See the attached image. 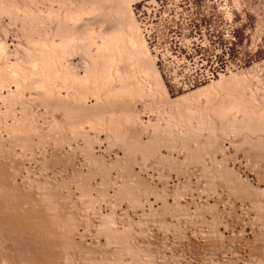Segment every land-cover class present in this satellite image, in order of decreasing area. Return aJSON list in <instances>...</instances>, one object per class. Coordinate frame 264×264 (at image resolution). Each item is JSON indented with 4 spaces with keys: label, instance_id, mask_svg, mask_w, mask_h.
<instances>
[{
    "label": "rangeland",
    "instance_id": "obj_1",
    "mask_svg": "<svg viewBox=\"0 0 264 264\" xmlns=\"http://www.w3.org/2000/svg\"><path fill=\"white\" fill-rule=\"evenodd\" d=\"M92 1L0 0V210L22 215L12 222L32 210L35 216L37 205L64 215L55 216L58 222L53 211L43 215L54 226L63 223L50 224L60 231L50 232L56 238L41 230L51 240L47 248L39 231H29L31 239L19 222L8 229L12 217L5 214V225L0 212V264H30L36 255L39 264L46 255L51 264H264V0H230L241 46L236 59L227 73L188 90L168 83L158 68L135 16L140 0L122 8L120 0H100L95 9ZM104 20L108 30L122 20L124 34L137 25L150 58L133 55L122 41V52L113 43L108 48ZM9 198L24 202L19 216L13 204L8 210Z\"/></svg>",
    "mask_w": 264,
    "mask_h": 264
},
{
    "label": "built area",
    "instance_id": "obj_2",
    "mask_svg": "<svg viewBox=\"0 0 264 264\" xmlns=\"http://www.w3.org/2000/svg\"><path fill=\"white\" fill-rule=\"evenodd\" d=\"M134 12L158 68L179 89L227 73L241 48L230 0H140Z\"/></svg>",
    "mask_w": 264,
    "mask_h": 264
},
{
    "label": "bare ground",
    "instance_id": "obj_3",
    "mask_svg": "<svg viewBox=\"0 0 264 264\" xmlns=\"http://www.w3.org/2000/svg\"><path fill=\"white\" fill-rule=\"evenodd\" d=\"M87 1H88V0H87ZM90 1H92V0H90ZM96 1H97V2H95L96 4L94 5V9H95V6L97 7V5H98V7H99V4H102V3L104 2V1H103L102 3H99V4H98V1L100 2V0H96ZM101 1H102V0H101ZM116 1H117V0H116ZM120 1H122V2H121L122 5H121L120 3H117V4H118V5H117L118 7H121V6L125 5L126 3H127V4L130 3L129 1H128V2H129V3H128L127 0H120ZM120 1H117V2H120ZM130 1H132V0H130ZM92 2L94 3V0H93ZM107 2H108V1H107ZM93 3L91 4L92 6H93ZM124 3H125V4H124ZM102 7H103V6H102ZM118 7H117V8H118ZM121 8H122V7H121ZM121 8H120V9H121ZM91 9H92V8H91ZM91 9H90V10H91ZM94 9H93V10H94ZM115 9H116V8H115ZM98 10H99V9H98ZM118 10H119V8H118ZM73 11H74V10H73ZM116 11H117V10H116ZM126 12H127V11H126ZM115 14H116V13H115ZM79 15H80V14H79ZM93 15H94V14H93ZM119 15H121V14H119ZM68 16H69V15H68ZM121 17H122V15H121ZM130 17H131V16H130ZM67 18H69V17H66V19H67ZM73 18H74V17H73ZM75 18H76V17H75ZM78 18H79V17H78ZM123 18H124V17H123ZM128 18H129V17H128ZM119 19H120V18H119ZM64 20H65V19H64ZM86 20H87V19H86ZM116 20H117V19H116ZM130 20H131V19H129L128 21L130 22ZM67 21L69 22L70 20H67ZM73 21H74V20H73ZM80 21H81V20H80ZM89 21H90V20H89ZM89 21H87V22H89ZM94 21H95V20H94ZM64 22H65V21H64ZM64 22H62V23H64ZM74 22H75V21H74ZM91 22H92V21H91ZM91 22H90V23H91ZM105 22H106V20H104V21L102 22V23H103L102 26H103V30H104L105 28H107V29H105V30H107V31L104 30L105 32H103V30H102L104 36H102V33H101V36L104 37V39L106 38V39H108V40L110 41L109 44L107 43V42H109V41L106 42V43L108 44V48H109V45L112 44V43H113V46H115V47L117 46V48H118L119 50H120L121 48L125 47L126 45H127V46L130 45L131 49H128V51L131 50L130 52H131L133 55H138V54H139L140 56H142V55L146 56V55L148 54L149 51H148V49H146V48H147V45H146V43L144 42V40H143V38H142V36H141V33L138 31L139 29H138L137 25H135V28H134L135 30H137V31H136L137 33H135V32L133 33V31H135V30L132 29L133 31L130 30V32H128L129 34H127V33L124 34V31H125L124 26H123V25H124V24H123L124 22H122V20L114 22V23H116V24H117V23L119 24V22H120L121 24H119L118 27H117L118 24H117V25L114 24V25H116V26H115L114 28H111L110 30H108L109 28H108L107 25L105 26V24H106ZM125 22H126V21H125ZM131 22H133V21H131ZM65 23H66V22H65ZM85 23H86V22H85ZM104 23H105V24H104ZM60 24H61V22H60ZM60 24H59V25H60ZM74 24H75V23H74ZM77 24H79V22H78ZM77 24H76V25H77ZM80 24H81V23H80ZM88 24H89V23H87V25H88ZM111 24H112V23H111ZM132 24H133V23H132ZM61 25H62V26H61L60 29H63L62 31L66 30V29H67V31H68V28H67V27H69V26H68L69 24H66L67 27H65V25H64V27H65L66 29H64L63 24H61ZM84 25H85V24H84ZM87 25H86V27H87ZM109 25H110V24H109ZM129 25H130V24H129ZM73 26H74V25H73ZM77 26H78V25H77ZM79 26H81V25H79ZM82 26H83V25H82ZM88 26H90V24H89ZM120 26H122V28L124 29V31H123V29H122ZM132 26H133V25H132ZM74 27H75V26H74ZM104 27H105V28H104ZM81 28H82V27H81ZM81 28H79V29H81ZM83 28H84V27H83ZM130 28H131V27H130ZM58 29H59V28H58ZM79 29H78V27H77V30H79ZM84 29H86V28H84ZM127 29H128V27H127ZM59 31L61 32V30H59ZM94 31H95V30H94ZM131 31H132V33H131ZM68 32H69V34H70V31H68ZM68 32H67V35L69 36ZM80 32H81V31H80ZM125 32H126V31H125ZM64 33L66 34V31H65ZM60 34H61V33H60ZM62 34H63V33H62ZM65 34H64V35H65ZM126 34H127V35H126ZM64 35H63V36H64ZM67 35H66V36H67ZM66 36H65V37H66ZM71 36L73 37V32H72ZM71 36H70V37H71ZM84 36H85V35H84ZM61 37H62V35H61ZM82 37H83V36H82ZM125 38H127L126 41H125ZM62 39H63V38H62ZM66 39H67V38H66ZM66 39H65V40H66ZM71 39H72V38H71ZM106 39H105V40H106ZM79 40H80V39H79ZM81 40H82V39H81ZM81 40H80V41H81ZM105 40H104V41H105ZM86 41H87V40H86ZM91 41H92V40H91ZM121 41H122V44H120ZM66 42H67V40H66ZM72 42H73V41H72ZM72 42H71V43H72ZM127 42H128V43H127ZM1 43H2V42H1ZM62 43H63V42H62ZM64 43H65V41H64ZM92 43H93V42H92ZM94 43H95V42H94ZM97 43H98V42H97ZM125 43H127V44H125ZM36 44H37V43H36ZM41 44H42V43H41ZM83 44H84V43H83ZM103 44H105V42H104ZM107 44H106V45H107ZM118 44H120V45L123 46V47L119 48V47H118ZM100 45H101V43H99V46H100ZM106 45H105V46H106ZM80 46H81V45H80ZM92 46H93V45H92ZM99 46H98V47H99ZM113 46H112V47H113ZM102 47H103V46H102ZM112 47H111V48H112ZM49 48H50V47H49ZM117 48H116V51H115V52H116V56H114V59L116 60V57L119 55V58H118V59H119V61H120V60H121L120 58H123V55H122V57H121V53H120V52H119L118 55H117V52L119 51V50L117 51ZM126 48H127V47H126ZM42 49H43V48H42ZM53 49H54V48H53ZM56 49H57V48H56ZM73 49H74V48H73ZM73 49H72V50H73ZM97 49H98V48H97ZM104 49H105V48H104ZM113 49H114V48H112V49H110V50L113 51ZM102 50H103V49H102ZM105 50H107V49H105ZM124 50H125V49H124ZM41 51H42V50H41ZM108 51H109V49H108ZM112 51H110V52H112ZM120 51L122 52V50H120ZM125 51L127 52V49H126ZM147 51H148V52H147ZM48 52H49V51H48ZM110 52H109V54H110ZM38 53H39V52H38ZM51 53H52V52H51ZM90 53H91V52H90ZM95 53H96V52H95ZM99 53H100V52H99ZM127 53H128V52H127ZM135 53H136V54H135ZM140 53H142V54H140ZM42 54H43V53H42ZM111 54H112V53H111ZM114 54H115V53H114ZM114 54H112V55H114ZM34 55H35V54H34ZM103 55H104V54H103ZM112 55H111V57H112ZM130 55H131V54H130ZM133 55H132V56H133ZM45 56H46V55H45ZM127 56H128V55H127ZM127 56H126V57H127ZM41 57H42V56H41ZM54 57H55V56H54ZM56 57H58V56H56ZM104 57H105V56H104ZM126 57H125V58H126ZM128 57H129V56H128ZM133 57H135V56H133ZM133 57H132V58H133ZM146 57H147V56H146ZM148 57H149V54H148ZM148 57H147V58H148ZM139 58H140V59L144 58V60H142V61H146V58H145V57H139ZM149 58H150V57H149ZM41 59H42V58H41ZM45 59H46V58H45ZM109 59H111V58H109ZM112 59H113V58H112ZM114 59H113V62H114ZM57 60H58V59H57ZM122 60H123V59H122ZM147 60H148V59H147ZM150 60H151V59H150ZM43 61H45V60H43ZM108 61H109V60H108ZM139 61H140V60H139ZM83 62H86V61H83ZM88 62H89V61H88ZM135 62H136V61H135ZM137 62H138V60H137ZM151 62H152V60H151ZM38 63H39V62H38ZM44 63H45V62H44ZM44 63H43V64H44ZM96 63H97V62H96ZM117 63H118V62H117ZM117 63H116V64H117ZM36 64H37V62H36ZM50 64H51V63H50ZM88 64H90V63H88ZM88 64H87V65H88ZM100 64H101V63H100ZM104 64H105V63H104ZM107 64H108V63H107ZM119 64H120V62H119ZM135 64H136V63H135ZM143 64H144V63H143ZM149 64H150V63H149ZM40 65H42V64H40ZM52 65H53V64H52ZM90 65L92 66V64H90ZM114 65H115V64H114ZM117 65H118V64H117ZM147 65H148V64H147ZM43 66H44V65H43ZM46 66H49V65H47V63H46ZM63 66H64V65H63ZM85 66H86V63H85ZM91 66H90V67H91ZM104 66H105V65H104ZM109 66H111V65H109ZM112 66H113V65H112ZM34 67H35V66H34ZM34 67H33V68H34ZM36 67H37V65H36ZM36 67H35V68H36ZM39 67H40V66H39ZM41 67H42V66H41ZM82 67H83V66H82ZM145 67H146V66H145ZM42 68H44V67H42ZM45 68L47 69V67H45ZM83 68L85 69L86 67H83ZM91 68H92V67H91ZM91 68L89 69V66H88V67L86 68V70H88V71L91 70V71H92ZM109 68H110V67H108V69H109ZM131 68H132V67H131ZM37 69H38V68H36V70H37ZM49 69H50V68H49ZM55 69H56V68H55ZM93 69H94V68H93ZM97 69H98V68H97ZM99 69H100V68H99ZM14 70H15V69H14ZM34 70H35V69H34ZM36 70H35V71H36ZM51 70H52V69H51ZM131 70H132V69H131ZM144 70H145V68H144ZM148 70H149V69H148ZM151 70H152V69H151ZM15 71H16V70H15ZM40 71H41V70H40ZM47 71H48V70H47ZM109 71H110V70H109ZM146 71H147V70H146ZM16 72H17V71H16ZM89 72H90V71H89ZM110 72H111V71H110ZM117 72H118V71H117ZM13 73H14V72H13ZM35 73H36V72H35ZM40 73H41V72H40ZM40 73H38L37 75H40ZM86 73L88 74V72H86ZM100 73H101V72H100ZM114 73H116V72H114ZM154 73H155V72H154ZM16 74L18 75V72H17ZM58 74H59V73H58ZM102 74H103V73H102ZM116 74H117V73H116ZM131 74H132V73H131ZM155 74H156V80H155L156 83H158V81H159V82H160L159 84H160V85L162 84V86H163V82H162L163 79L161 78L160 74H159L158 72H156ZM21 75H23V74L21 73ZM88 75H89V74H88ZM152 75H153V74H152ZM14 76H15V75H14ZM42 76H43V75H42ZM42 76H41V77H42ZM49 76H50V75H49ZM78 76H79V75H78ZM85 76H86V75H85ZM97 76H98V75H97ZM154 76H155V75H154ZM22 77H23V76H22ZM25 77H26V75H25ZM34 77H35V76H34ZM34 77H33V78H34ZM38 77L40 78V76H38ZM46 77H47V76H46ZM87 77H88V81H89V76H87ZM87 77H86V79H87ZM108 77H109V76H108ZM83 78H85V77L83 76ZM83 78H82V79H83ZM90 78H91V77H90ZM93 78H94V77H93ZM103 78H104V77H102L101 80H103ZM113 78H114V76H113ZM137 78H138V77H137ZM137 78H136V79H137ZM44 79H45V78H44ZM86 79H85V80H86ZM96 79H97V78H96ZM96 79H94V80H96ZM104 79H105V78H104ZM118 79H119V77H118ZM154 79H155V78H154ZM224 79H225V78H224ZM8 80H10V79H8ZM36 80H37V79H36ZM53 80H54V79H53ZM108 80H109V79H108ZM112 80H113V79H112ZM112 80H111V81H112ZM151 80H152V79H151ZM11 81H13V79H12ZM18 81H19V80H18ZM23 81H24V79H23ZM33 81H34V80H33ZM42 81H43V80H42ZM50 81H51V80H50ZM77 81H78V80H77ZM153 81H154V80H153ZM155 81H154V82H155ZM223 81H224V80H223ZM82 82H84V80H83ZM86 82H87V80H86ZM90 82H91V81H90ZM90 82H87V85H89L88 83H90ZM92 82H93V81H92ZM94 82H96V81H94ZM105 82H106V81H105ZM107 82H108V81H107ZM112 82H113V81H112ZM116 82H117V81H116ZM139 82H140V81H139ZM4 83H6V82H4ZM11 83H13V82H11ZM16 83H17V82H16ZM20 83H21V81H20ZM32 83H33V82H32ZM39 83H40V82H39ZM97 83H98V82H97ZM97 83H96V84H97ZM9 84H10V83H9ZM18 84H19V83H18ZM25 84H26V83H25ZM29 84H30V83H29ZM51 84H52V83H51ZM90 84H91V83H90ZM94 84H95V83H94ZM112 84H113L114 86L116 85V84H114V83H112ZM125 84H126V83H125ZM130 84H131V83H130ZM132 84H133V83H132ZM142 84H143V83H142ZM147 84H149V83H147ZM154 84H155V83H154ZM5 85H6V84H5ZM30 85H31V84H30ZM102 85H103V84H102ZM157 85H158V84H157ZM212 85H213V83H212ZM75 86H76V85H75ZM77 86H78V85H77ZM95 86H96V85H95ZM95 86H93V87H95ZM123 86H124V85H123ZM153 86H154V85H153ZM80 87H81V86H80ZM88 87H89V86H88ZM99 87H100V86H99ZM102 87H103V86H102ZM150 87H152V86L150 85ZM150 87H147V88L149 89ZM157 87H160V86H157ZM85 88L87 89V86L84 87V90H85ZM109 88H110V90H112V89H113V90H116V92H117V89H118V91H120V88H118V87H115L116 89H115V88H111V87H109ZM162 88H163V89H162ZM29 89H30V88H29ZM29 89H27V90H29ZM89 89H90V88H89ZM99 89H100V88H99ZM102 89H103V88H102ZM122 89H124V87H123ZM133 89H134V88H133ZM40 90H41V89H40ZM75 90H76V89H75ZM91 90H92V89H91ZM113 90L111 91L112 93H113ZM128 90H129V89H128ZM130 90H131V89H130ZM152 90H153V89H152ZM152 90H151V91L148 90V91L152 92ZM161 90H162V91L164 90V91L166 92V89H165L164 86L161 87ZM78 91H79V90L77 89L76 92H78ZM97 91H98V90H97ZM100 91H101V90H100ZM145 91H146V90H145ZM158 91H159V90H158ZM167 91H168V90H167ZM16 92H17V91H16ZM37 92H38V91H37ZM52 92H53V91H52ZM54 92H55V91H54ZM80 92H81V91H80ZM82 92H83V91H82ZM98 92H99V91H98ZM122 92H123V91H122ZM124 92H125V91H124ZM156 92H157V91H156ZM196 92H197V91H196ZM95 93H96V92H95ZM109 93H110V92L108 91V93H106V94L109 96ZM133 93H134V92H133ZM143 93H144V92H143ZM154 93H155V92H154ZM154 93H153V94H154ZM166 93H167V92H166ZM166 93H164V94H166ZM74 94H75V92H74ZM85 94H86V93H85ZM85 94H84V95H85ZM98 94H99V93H98ZM110 94H111V93H110ZM156 94H157V93H156ZM190 94H191V93H190ZM196 94H197V93H196ZM41 95H42V94H41ZM52 95H53V94H52ZM82 95H83V94H82ZM107 95H106V96H107ZM124 95H125V94H124ZM147 95H148V94H147ZM166 95H167V94H166ZM46 96H47V95H46ZM58 96H59V95H58ZM75 96H76V95H75ZM77 96H78V95H77ZM98 96H99V95H98ZM98 96H97V97H98ZM106 96H105V97H106ZM114 96H115V95H114ZM163 96H164V95H163ZM185 96H187V95H185ZM191 96H192V95H191ZM61 97H62V96H61ZM61 97H60V98H61ZM80 97H81V96H80ZM84 97H85V96H84ZM115 97H116V96H115ZM101 98H102V96H101ZM109 98H110V97H108L107 100H109ZM111 98H112V95H111ZM111 98H110V100H111ZM166 98H167V97H166ZM183 98H184V96H183ZM76 99H77V97H76ZM78 99H79V98H78ZM86 99H87V98H86ZM105 99H106V98H105ZM123 99H124V98H123ZM180 99H181V100H180ZM64 100H65V99H64ZM82 100H83V99H82ZM82 100H81V101H82ZM131 100H132V99H131ZM158 100H159V99H158ZM165 100H166V99H165ZM168 100H169V99H168ZM176 100H177V99H176ZM176 100L174 101V106L178 103V100H180V101L182 102L183 99H182V98H178L177 103H176ZM81 101H80V102H81ZM83 101H84V100H83ZM97 101L102 102V101H100V100H97ZM123 101H124V100H123ZM166 101H167V100H166ZM171 101H172V100H171ZM53 102H54V101H53ZM68 102H69V101H68ZM86 102H88V101L85 100L84 103H86ZM99 102H98V104H99ZM104 102H105V101H104ZM109 102H110V101H109ZM109 102H107L106 104H109ZM112 102H113V101H111V103H112ZM114 102H115V101H114ZM114 102H113V103H114ZM124 102H125V101H124ZM61 103H62V102H61ZM61 103L58 102V105L60 104V107H63V105L65 104V102L62 103V106H61ZM69 103H70V102H69ZM71 103H72V102H71ZM71 103H70V104L66 103V105H67V104H68V105H73V104H71ZM169 103H170V101H169ZM179 103H180V102H179ZM96 104H97V103H96ZM125 104H126V103H125ZM171 104H172V103H171ZM171 104H169V105H171ZM66 105L64 106V108H66V109L69 110L70 112H71V110L74 109V108H72L73 106H72V107L69 106V107H70V108H69L68 106L66 107ZM77 105H78V104H77ZM80 105H82V103H81ZM80 105H78V106H79L78 109L84 108L85 106L87 107V103L84 104L85 106L82 105V106H84V107H81ZM88 105H89V104H88ZM103 105H105V104H103ZM115 105H116V103H115ZM172 105H173V104H172ZM236 105H237V104H236ZM75 106H76V103H75ZM75 106H74V107H75ZM89 106H91V104H90ZM94 106H95V104H94ZM107 106H108V107L110 106V108H111L112 105L110 104V105H107ZM107 106H106V107H107ZM80 107H81V108H80ZM86 107H85V111H86ZM91 107H92V106H91ZM91 107H90L89 110H91ZM99 107H100V104H99ZM101 107H102V105H101ZM116 107H117V105H116ZM116 107H115V108H116ZM123 107H124V105H123ZM123 107H122V108H123ZM128 107H129V106H128ZM231 107H232V106H231ZM64 108H63V109H64ZM71 108H72V109H71ZM92 108H93V107H92ZM102 108H104V110H107V109H108V108H105V107H102ZM102 108H101V109H102ZM112 108H114V106H113ZM118 108H119V107H118ZM120 108H121V106H120ZM124 108H125V107H124ZM237 108H238V107H237ZM66 109H64V110H66ZM96 109H97V107H96ZM98 109H100V108H98ZM227 109H228V108H227ZM230 109H232V108H230ZM76 110H77V107H76ZM87 110H88V108H87ZM94 110H95V109H94ZM112 110H113V109H112ZM115 110H119V109H115ZM124 110H125V109H124ZM242 110H243V109H242ZM79 111H83V110H79ZM79 111H78V112H79ZM91 111H92V110H91ZM97 111H98V110H97ZM99 111H100V110H99ZM107 111H109V110H107ZM70 112H69V113H70ZM72 112H73V111H72ZM76 112H77V111H76ZM76 112H75V113H76ZM86 112H87V111H86ZM103 112H104V111H103ZM176 112H177V111H176ZM179 112H180V111H179ZM240 112H242V111H240ZM243 112H244V110H243ZM93 113H94V112H93ZM260 113H261V112H260ZM70 114H71V113H70ZM107 114H108V113H107ZM112 114H113V113H112ZM81 116H82V115H81ZM242 116H244V115H242ZM255 116H256V115H255ZM219 117H220V116H219ZM235 117H236V116H235ZM237 117H239V116H237ZM21 118H22V117H21ZM226 118H227V117H226ZM229 119H230V118H229ZM233 119H234V118H233ZM242 119H243V118H242ZM246 119H247V117H246ZM117 120H118V119H117ZM237 120H238V119H237ZM243 121H244V120H243ZM248 121H249V120H248ZM248 121H247V122H248ZM115 122H116V121H115ZM244 122H245V121H244ZM70 123H71V122H70ZM120 123H121V122H120ZM245 123H246V122H245ZM118 124H119V123H118ZM246 124H247V123H246ZM253 124H254V122H253ZM255 124H257V122H256ZM239 125H240V124H239ZM251 125H252V124H251ZM257 125H258V124H257ZM257 125H256V127H257ZM249 126H250V124H249ZM252 126H253V125H252ZM259 126H260V125H259ZM259 126H258V127H259ZM117 127H118V126H117ZM243 127H244V126H243ZM104 128H105V127H104ZM120 128H121V127H120ZM118 129H119V128H118ZM250 129H251V128H250ZM257 129H258V128H257ZM257 129H256V130H257ZM115 131H117V130H115ZM124 132H125V131H124ZM127 134H128V133H127ZM252 142H253V141H252ZM251 144H252V143H251ZM251 144H250V145H251ZM263 144H264V143H263ZM130 145H131V144H130ZM255 145H256V143H255L254 145H252V147L250 146V148H253ZM125 146H126V145H125ZM256 146H257V145H256ZM258 146H259V145H258ZM258 146H257V147H258ZM257 147H254V148L257 149ZM260 147H261V146H260ZM258 149H259V148H258ZM250 150H251V149H249V151H250ZM252 150H253V149H252ZM254 151H255V150H254ZM56 152H57V151H56ZM249 153H252V152L250 151ZM86 154H87V153H86ZM2 155H3V154H2ZM249 155H250V154H249ZM4 169H5V168H4ZM0 172H1V171H0ZM2 172H3V171H2ZM6 172H7V171H6ZM7 174H8V173H7ZM7 176H8V175H7ZM1 177H2V176H1ZM1 177H0V178H1ZM4 177H5V176H4ZM4 177H3V178H4ZM9 177H10V176H9ZM4 179H5V178H4ZM6 179H7V178H6ZM1 181H3V180H1ZM1 181H0V185L3 184ZM7 181H8V180H7ZM3 182H4V181H3ZM1 183H2V184H1ZM14 185H15V184H14ZM5 186H7V185H5ZM0 188H4V187L2 186V187H0ZM13 188H14V187H13ZM0 190H1V189H0ZM1 191H2V190H1ZM6 191H7V190H6ZM6 191H5V192H6ZM50 191H51V190H50ZM12 192H13V191H12ZM17 192H18V191H17ZM8 193H9V191H8ZM0 194H1V192H0ZM3 194H4V193H3ZM3 194L0 195V196H2V198H3ZM13 194H14V193H13ZM45 194H46V193H45ZM45 194H44V195H45ZM51 194H52V193H51ZM51 194H50V195H51ZM5 195H6V197H10V198H11V196H12V195H11V192H10V195H11V196H7L6 193H5ZM5 195H4V196H5ZM8 195H9V194H8ZM44 195H43V196H44ZM53 195H54V194H53ZM17 196H18V195H17ZM45 196L47 197V195H45ZM48 196H49V194H48ZM6 197H4V198H6ZM12 197H13V196H12ZM27 197H28V196H27ZM10 198H9V199H10ZM15 198H16V197H15ZM19 198H20V196H19ZM29 198H30V197H29ZM29 198H28V199H29ZM50 198H51V197H50ZM56 198H57V197H56ZM6 199H7V198H6ZM28 199H27V200H28ZM3 200H4V199H3ZM11 200L14 202L15 199H10V202H12ZM18 200H19V199H18ZM21 200H23L22 197H21ZM38 200H39V199H38ZM7 201H8V200H7ZM23 201L25 202V200H23ZM32 201H33V199H32ZM43 201H44V200H43ZM45 201H46V200H45ZM3 202H4V201H3ZM10 202L8 201V204H7V205H8V210H9V208H11V206H12V204H13V202H12V203H10ZM16 202H20V203H18L19 205H20L21 203H23V205H24V202L17 201V200H16ZM29 202L31 203V201H29ZM37 202H38V201H37ZM37 202H36V203H37ZM39 202H40V201H39ZM47 202H48V201H47ZM54 202H55V201H54ZM4 203H7V202H4ZM48 203H49V202H48ZM2 204H3V203H2ZM18 204H17V205H16V204H13V205L15 206L14 210L12 209V210H13V211H12L13 213H15L16 210H19V208H20L21 210H22V208H24L22 204H21L22 207H19ZM37 204H38V203H37ZM37 204H36V205H37ZM56 204H57V203H56ZM9 205H11V206L9 207ZM31 205H32V204H31ZM34 205H35V204H34ZM34 205H32V206H34ZM53 205H54V203H53ZM4 206H6V205L4 204ZM24 206H25V205H24ZM42 206H43V205H42ZM1 207H2V206H1ZM12 207H13V206H12ZM29 207H30V205L28 206V208H29ZM35 207H37V208L35 209ZM50 207L53 208V206H50ZM55 207H56V206H54V211L51 210V208H49V206L47 207V209L44 208V209H46L47 211L50 209V211H48V212L46 211V212H47V213H46L45 210H44L43 208H42V209H43L44 211L39 210V209H38V205H37V206H34V210L37 211L36 214H35V216H33L34 213H32L33 210H32L31 207H30V208H31L32 212H31V211H30V212L26 211V210H28V208H26L25 211L28 212V214H26V215L24 214V213H26V212H25L24 209H23V211H24V213H23V214H24V217L27 216V218L25 217L27 220H28V217H30L28 221H27L25 218H22L21 221H23V222H19V221H17V220H20V218H21V216H22V215H21V216L19 217V219H17V216H16V215H18V213L20 212V210H19V212H16L17 214L15 213L16 215L14 214V216H16V217H12L13 215H10V214H11V211H10L11 209L9 210L10 212L8 211V212H9V213H8V212H5L6 209L3 207V208H4L3 211L5 210V211H4L5 213H4V212H1V211H2V208H1L0 212H1V215H4V216H3L4 218L6 217V219L4 220V222L8 219L7 216H5V214H7V215L9 214V215L12 217V219L10 218V220H7L8 223L5 222V225H6V223L8 224V225H6V227H8V229L10 228V229L12 230V228L15 229L18 225H20V228H19V227H18V228H19V229H21V228H22V229H25V230H23V233H26V235H28L27 233H30L29 231H32V232H35V231H36V232H35L36 234L38 233L37 231H39V232L41 233V230L43 229V231H44V230L47 231L46 233H49V235L52 236V234H50V232L53 233V229H52V231H50V229H49V228H52L51 225H50V224H52V223H50V222H49V223L46 222V221H45L46 218H45L43 215L48 216V214H49V216H50V214H51L50 212L53 211L52 214L55 212ZM57 207H58V206H57ZM6 208H7V207H6ZM16 208H17V209H16ZM39 208H40V207H39ZM63 208H64V207H63ZM37 209H38L40 212H39ZM56 209H57V208H56ZM29 210H30V209H29ZM57 210H58V209H57ZM57 210H56L55 213H58ZM59 210H60V208H59ZM59 210H58V211H59ZM61 210H62V209H61ZM65 210H66V209H65ZM38 212H39L40 214L42 213V216H41ZM44 212H45L47 215H46V214H43ZM2 213H3V214H2ZM21 213H22V211L20 212V214H21ZM30 213H32V214L29 215ZM55 213L53 214L54 216L51 214V215H52V216H51V219H54L55 216H60V214H61L62 212H61L60 214H58V215L55 214ZM67 213H68V212H67ZM20 214H19V215H20ZM63 214H66V213H63ZM1 215H0V216H1ZM19 215H18V216H19ZM68 215H69V214H68ZM62 216H64V215H62ZM62 216H60V217H62ZM65 216H66V215H65ZM8 217H9V216H8ZM42 217H44L45 220H44ZM4 218H3V219H4ZM13 218H14V219H15V218L17 219V220H14L16 223L19 222V223H21V224L18 223V225H15L16 223L14 224V221L12 222ZM49 218H50V217H49ZM58 218H59V217H58ZM58 218L55 217V219H54L53 221H55V220L58 219ZM30 219H32V220H34V221H32V220H30ZM51 219H47V220H48V221H51ZM59 219L62 221V218H59ZM59 219H58V220H59ZM65 219H67V217H66ZM24 220H25V222H24ZM2 221H3V220H2ZM10 221H11V224H13L15 227H14L13 225L9 227V223H10ZM56 221H57V220H56ZM61 221H59L60 224L58 223L57 226L63 224ZM63 221H64V220H63ZM4 222H2L3 225H4ZM51 222H52V221H51ZM57 222H58V221H57ZM68 222H69V221H68ZM22 223H23V224H22ZM66 223H67V222H66ZM69 223H70V222H69ZM53 224H54V222H53ZM53 224H52V225H53ZM56 224H57V223L55 222L54 225H56ZM64 224H65V223H64ZM54 225H53V226H54ZM65 225H67V224H65ZM57 226H54V227H57ZM67 226H68V225H67ZM6 227H4L5 230L7 229ZM11 227H12V228H11ZM61 227L64 228L65 226L63 225V226H61ZM18 228H17V229H18ZM57 228H60V227H57ZM8 229H7L6 231L9 232ZM19 229H18V232L21 233L22 230L19 231ZM48 229H49V232H48ZM2 230H3V229H2ZM15 230H16V229H15ZM15 230H13V231H15ZM26 230H27L28 232H25ZM55 230H56V229H55ZM57 230H58V229H57ZM59 230H60V229H59ZM45 231H44V232H45ZM8 232H7V233H8ZM15 232H17V231H15ZM15 232L12 233V234L10 233V234H11V235H15V234H16ZM18 232H17V234H19ZM32 232H31L30 234H32V236H33V234H35V233H32ZM59 232H60V231H59ZM59 232L57 231V232H55V233H56V234H59ZM2 233H3V232H2ZM7 233H6V234H7ZM23 233H22V234H23ZM40 233H38L37 235H38V236H41V238H42V236H43L42 233H43V232L41 233L42 235H40ZM46 233H45V234H46ZM55 233H53V234L56 235ZM10 234H9V235H10ZM45 234H44V235H45ZM3 235H4V234H3ZM7 235H8V234H7ZM24 235H25V234H24ZM24 235H22V236H24ZM37 235H34V237H33L34 240H36V239L38 238V237H36ZM49 235H47L46 238H45V236H44L42 239L44 240V238H45L46 240H48V236H49ZM54 235H53V236H54ZM59 235H60V234H59ZM16 236H17V235H16ZM16 236H15V237H16ZM19 236H20L19 238L21 239V234H20ZM53 236H52V237H53ZM66 236H67V235H66ZM6 237H7V236H6ZM11 237H14V236H11ZM15 237H14V238H15ZM17 237H18V236H17ZM29 237H30V236L28 235V238H29ZM35 237H36V238H35ZM54 237H55V236H54ZM57 237H59V236H57ZM63 237H64V236H63ZM24 238H25V237H24ZM28 238H27V239H28ZM30 238H31V237H30ZM41 238H38V241H37V242H39V239L41 240ZM49 238H50V237H49ZM55 238H56V237H55ZM15 239H17V238H15ZM20 239H19V241H20ZM31 239H32V238H31ZM50 239H51V238H50ZM53 239H54V238H53ZM59 239H60V238H59ZM12 240H13V239H12ZM34 240H32V241L30 240V242H33ZM49 241H51V240H49ZM49 241L47 242V241L44 240L43 243L47 242V244H43V243H41V244H42L43 246H44V245H47V248H49V247H48V246H50V245H48V244H49ZM58 241H59V240H58ZM41 242H42V241H41ZM53 242H54V241H53ZM55 242H56V240H55ZM61 242H62V241H61ZM17 243H18V240H17V242L14 240V246H16L15 244H17ZM21 243H22V242H21ZM58 243H60V242H58ZM18 244H19V243H18ZM25 244H27V243H25ZM38 244L41 245L40 242H39ZM50 244H52V243H50ZM54 244L56 245V243H53V245H54ZM20 245H21V244H20ZM30 245H31V244H29L28 247H30ZM62 245H63V244H62ZM22 246H23V244L21 245V248H19V246L17 245V247H18L20 250L23 249ZM51 246H52V245H51ZM60 246H61V245H60ZM23 247H24V246H23ZM53 247H55V246H53ZM53 247H52V248H53ZM38 248H40V247H38ZM41 248H42V247H41ZM43 248H44V247H43ZM43 248H42V251H43L42 253H44V251H45V250H43ZM45 248H46V247H45ZM23 250H24V249H23ZM26 250H27V249H26ZM21 251H22V250H21ZM21 251H20V252H21ZM14 252H15V251H14ZM18 252H19V250H18ZM25 252H26V251H25ZM32 252H33V251H32ZM37 252H38V250H37ZM39 252H40V250H39ZM48 252H49V251L47 250V254H48ZM49 254H50V252H49ZM32 255H33V254H32ZM34 255H35V254H34ZM40 255H41V254H40ZM15 256H16V255H15ZM25 256H26V255H25ZM26 257H27V256H26ZM30 257H31V256H30ZM30 257H29V258H30ZM36 257H37V255L35 256V258L32 256L31 259H29V258H27V259L30 260V264H31V261H32V260H33V261H32L33 264H36V262L38 263V261L34 262V259H35V260L37 259ZM52 257H53V256H52ZM22 258H23V256H22ZM22 258H19V259L23 260ZM38 258H41V257L38 256ZM44 258H45V256L43 257V259H44ZM46 258H47V259L49 258V261H50V256L47 257V255H46ZM46 258H45V259H46ZM122 258H123V257H122ZM7 259H8V258H7ZM43 259H42V261H43ZM45 259H44V260H45ZM55 259H56V258H55ZM130 259H131V258H130ZM11 260H12V259H11ZM37 260H39V259H37ZM121 260H122V259H121ZM13 261H14V260H13ZM23 261H24V260H23ZM27 261H28V260H26V262H27ZM40 261H41V259H40ZM42 261H41V262H42ZM49 261H48V262H49ZM53 261H54V260H53ZM10 262H11V261H10ZM24 262H25V261H24ZM24 262H20V264H27V263L29 264V262H27V263H24ZM41 262H40V263H41ZM43 262H44V261H43ZM43 262H42V263H43ZM46 262H47V261H46ZM46 262H44L43 264H45ZM48 262H47V263H48ZM57 262H58V260H57ZM14 263H15V262H14ZM18 263H19V262H18ZM47 263H46V264H47ZM52 263L55 264L54 262H52ZM38 264H39V263H38ZM48 264H51V263H48ZM56 264H57V263H56ZM106 264H108V262H107ZM142 264H144V263H142Z\"/></svg>",
    "mask_w": 264,
    "mask_h": 264
}]
</instances>
